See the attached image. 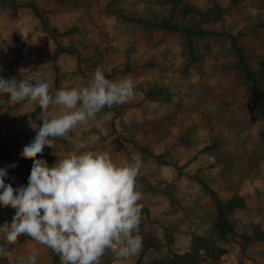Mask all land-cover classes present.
Wrapping results in <instances>:
<instances>
[{
	"label": "crops",
	"instance_id": "1",
	"mask_svg": "<svg viewBox=\"0 0 264 264\" xmlns=\"http://www.w3.org/2000/svg\"><path fill=\"white\" fill-rule=\"evenodd\" d=\"M182 1L187 13L195 8L203 14L216 2L218 18L205 20L201 31L224 35L229 40L227 46L235 48L239 60L242 58L237 47L247 63L255 57L260 69L264 67V0ZM175 8L174 0H0V77L19 80L23 68L24 77L33 83L50 82L53 92L61 87L85 86L98 67L110 75V80L125 76L133 80L134 97L128 103L105 107L67 137L58 138L54 149L45 146L39 157L51 166L58 159L54 153L64 156L72 151L108 152L116 161L131 159L134 153L141 155L136 189L142 196L139 201L143 206L139 225L142 248L138 254L123 260L107 252L104 256L111 258L110 264H146L142 257L149 250L165 246L168 250L178 249L174 243L179 235L182 241L188 240V245L178 255H190L194 250L185 227L176 229L180 220L184 226L185 220L191 218L193 202H176L173 193L178 182L185 195H192L197 162L213 159L203 149L210 141L212 128L201 106H167L152 89L165 81H172V85L175 79L169 75L173 71L182 73L185 66L199 64L208 71V67L220 69L227 62L225 47L216 42L200 44L199 60L192 55L188 43L192 28L175 29L169 23ZM180 80L199 86L201 91L209 83L218 89L220 86L219 76H186ZM202 95L207 98V94ZM40 113L39 105L34 102L14 103L7 94L0 95V145L8 148L7 154L0 155V168H7L5 183L13 188L28 184L33 160L23 158L21 152L36 135L30 119L34 124H42ZM80 142L85 144L84 149L77 148ZM13 164L16 166L8 167ZM236 187L209 186L217 193V202L208 195L202 213H215L218 209V215L227 218L225 211L235 197L242 201L246 198L248 207L256 202L257 189L250 178ZM231 208L234 210L236 206ZM14 214L11 206L0 205V226L10 223ZM204 225L208 229L211 224L205 221ZM201 235L212 239L207 230ZM0 238L12 252L8 258L11 261L19 264L35 249L36 264H58L50 248L27 235L12 245L2 235ZM263 240L260 246L264 245ZM215 241L219 245L217 251H221L217 256L224 257L227 249L220 237L216 236ZM199 252L202 256H212L204 247Z\"/></svg>",
	"mask_w": 264,
	"mask_h": 264
},
{
	"label": "clouds",
	"instance_id": "2",
	"mask_svg": "<svg viewBox=\"0 0 264 264\" xmlns=\"http://www.w3.org/2000/svg\"><path fill=\"white\" fill-rule=\"evenodd\" d=\"M0 77V95L10 101L34 102L41 109L40 121L30 126L36 135L25 145L21 156L32 159L28 184L13 188L5 183L7 168H0V205L15 209L12 221L0 226L7 244H15L22 235L50 248L60 264H101L111 252L118 260L130 258L142 248L139 235L142 199L136 180L142 157L119 161L108 152L72 151L49 166L39 158L45 148L55 147L78 126L85 125L105 107L128 103L134 97L131 77L106 78L96 68L85 86L50 91L46 80L35 83ZM77 148L84 149L80 142ZM16 165H8L15 167ZM12 252L0 246V257L11 258ZM35 249L19 264H36Z\"/></svg>",
	"mask_w": 264,
	"mask_h": 264
},
{
	"label": "rangeland",
	"instance_id": "3",
	"mask_svg": "<svg viewBox=\"0 0 264 264\" xmlns=\"http://www.w3.org/2000/svg\"><path fill=\"white\" fill-rule=\"evenodd\" d=\"M174 1L176 8L169 23L174 27L192 28L193 33L189 34L188 39L189 50L197 60H199L198 47L205 41L208 44L216 42L225 47L227 63L220 69H217L218 66H212L206 71L204 66L199 64L185 66L181 69L182 73L173 71L174 73L169 75L175 79L172 85H170L172 81H165L164 84L158 83L152 89L153 94L160 101L167 102V106L174 104L201 106L209 118L210 128H212L209 133L210 141L203 145V149H207L213 159L208 162H197V169L193 170L197 174L194 175L195 180L191 185V188H194L192 195H185L178 182L175 183L176 192L173 194L176 202H185V204L193 202L191 218L188 221L185 220L184 226V222L180 220L176 225L177 231L185 227L191 235L194 249L196 246H203L198 242V236H202L201 234L206 230L209 231V235L214 239L216 256H202L199 247L191 251L190 255L179 256L177 252L188 245V240L182 241L180 239L182 235H179L177 237L179 243H174V247L178 249L168 250L165 246L156 251L149 250L147 256L142 257L143 261L146 264L159 262L163 264H264V245H259L264 239V67L260 69L257 58H249V63L245 61L252 71L253 77H249L246 63L238 59L235 48L230 49L227 46L228 38L217 33L210 35L201 31L205 20L211 22L218 18L216 2L214 7L204 15L195 8L193 11L192 8L190 9L192 13L189 11L187 13L185 11L187 7H183L182 0ZM105 76L110 79V75L105 74ZM117 76L122 75L117 74ZM186 76H219V89L209 83L206 86L208 88L203 87L201 91L199 86L186 84L185 81L180 80ZM183 88L185 91H182ZM201 93L207 94V98L203 97L204 95L201 96ZM248 174L250 177L247 176ZM249 178L255 183L257 189L254 195L256 202H252V206L248 207L246 198L242 201L239 197H235L236 209L233 210L231 206L227 208L225 211L227 218L224 221L221 215H218V209L215 213L214 211L208 214L202 213L203 204L208 195L216 201L217 193H212L211 187L216 189L227 184L238 188L247 183ZM176 179L179 181L178 176ZM248 217L253 218V221H247ZM205 221L211 224L208 229L204 227ZM252 231H254L253 234ZM187 236L186 234L184 237L187 238ZM216 236L220 237L221 244L227 249L224 257L217 256V253L221 251H217L219 245L215 241ZM0 246L7 248V245L2 243ZM173 253H175L174 256L171 255ZM110 262L109 256L102 257L101 264H110Z\"/></svg>",
	"mask_w": 264,
	"mask_h": 264
},
{
	"label": "trees",
	"instance_id": "4",
	"mask_svg": "<svg viewBox=\"0 0 264 264\" xmlns=\"http://www.w3.org/2000/svg\"><path fill=\"white\" fill-rule=\"evenodd\" d=\"M35 9H37L36 7H35ZM38 11V10H37ZM40 13V12H39ZM175 29H180V27H175ZM56 41H57V44H58V46L60 47V42L58 41V39L56 38ZM237 51L239 52V54H241V58H242V60H243V62H245V60H244V58H243V56H242V52H241V50L237 47ZM246 63V62H245ZM245 67H246V71H247V74L249 75V77H253V76H251L252 75V71L250 70V68H249V66L247 65V63L245 64ZM7 147H6V145L5 144H1L0 145V155H3V154H7ZM210 191L212 192V193H214V191H212L211 189H210ZM234 202L235 203H237V200H232V204L231 203H229V205L231 206V207H235V206H237V205H235L234 204ZM221 219L224 221V219H225V217L224 216H221ZM210 238H212V237H210ZM195 240H196V238H195ZM197 240H198V242L199 243H201V244H203V246L202 247H204V248H206V250H207V252L210 254V255H212V256H216V254H215V252H214V247H215V244L213 243L214 242V240L213 239H206V238H204L203 236H198V238H197ZM196 240V241H197ZM5 244V242L0 238V244ZM212 243V244H211ZM196 247H199V249L201 248L200 246H196ZM196 247H195V249L194 250H197L196 249ZM55 258H56V260H57V263L58 264H60V260H59V258H58V256L55 254ZM0 264H18V263H16V262H14V261H11V260H9L8 258H3V257H0Z\"/></svg>",
	"mask_w": 264,
	"mask_h": 264
}]
</instances>
